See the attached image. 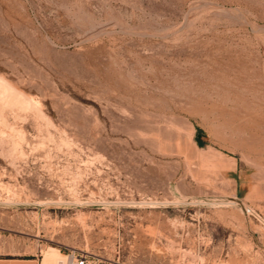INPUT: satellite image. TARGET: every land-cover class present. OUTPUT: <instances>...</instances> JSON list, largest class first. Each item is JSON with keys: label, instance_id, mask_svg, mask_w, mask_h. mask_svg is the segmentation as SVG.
Masks as SVG:
<instances>
[{"label": "rangeland", "instance_id": "rangeland-1", "mask_svg": "<svg viewBox=\"0 0 264 264\" xmlns=\"http://www.w3.org/2000/svg\"><path fill=\"white\" fill-rule=\"evenodd\" d=\"M0 83V255L264 264V0H0Z\"/></svg>", "mask_w": 264, "mask_h": 264}, {"label": "built area", "instance_id": "built-area-1", "mask_svg": "<svg viewBox=\"0 0 264 264\" xmlns=\"http://www.w3.org/2000/svg\"><path fill=\"white\" fill-rule=\"evenodd\" d=\"M57 264H89L87 253L70 249L63 254V258L57 261Z\"/></svg>", "mask_w": 264, "mask_h": 264}, {"label": "crops", "instance_id": "crops-1", "mask_svg": "<svg viewBox=\"0 0 264 264\" xmlns=\"http://www.w3.org/2000/svg\"><path fill=\"white\" fill-rule=\"evenodd\" d=\"M0 264H36L34 259L7 258L0 255Z\"/></svg>", "mask_w": 264, "mask_h": 264}, {"label": "bare ground", "instance_id": "bare-ground-1", "mask_svg": "<svg viewBox=\"0 0 264 264\" xmlns=\"http://www.w3.org/2000/svg\"><path fill=\"white\" fill-rule=\"evenodd\" d=\"M0 84H1V83H0ZM55 255H56V253H55V251H54L53 248H52V251L50 250V251H48V252L45 253V257H44V259H45L48 263H51V261H52L53 259H55L53 263L57 264V261H58L59 259H62V257H61V258H58V257L54 258ZM46 261H45V262H46ZM45 262H44V263H45Z\"/></svg>", "mask_w": 264, "mask_h": 264}]
</instances>
